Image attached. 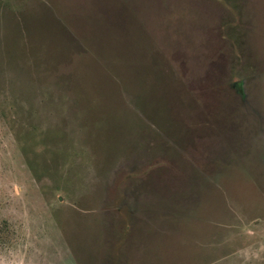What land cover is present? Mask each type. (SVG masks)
I'll use <instances>...</instances> for the list:
<instances>
[{
  "label": "rangeland",
  "instance_id": "1",
  "mask_svg": "<svg viewBox=\"0 0 264 264\" xmlns=\"http://www.w3.org/2000/svg\"><path fill=\"white\" fill-rule=\"evenodd\" d=\"M0 264H264V0H0Z\"/></svg>",
  "mask_w": 264,
  "mask_h": 264
}]
</instances>
